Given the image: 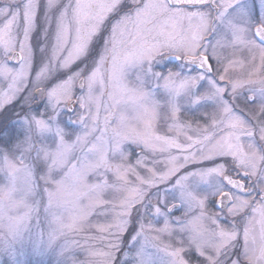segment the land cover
<instances>
[{"label":"rangeland","instance_id":"rangeland-1","mask_svg":"<svg viewBox=\"0 0 264 264\" xmlns=\"http://www.w3.org/2000/svg\"><path fill=\"white\" fill-rule=\"evenodd\" d=\"M91 1L96 0L86 3ZM100 1L97 12L79 16L78 22L73 14L78 0H64L71 5L73 38L77 27H88L91 14L105 11L106 0ZM144 3L132 22L122 26L120 44L107 54L91 95L77 80L71 98L61 94L58 106L32 112L31 120L20 126L21 134L0 145V264H114L133 223L140 243L159 251L158 264H172L170 252L180 247L215 256L224 243L221 232L231 229L232 220L242 228L252 210L264 204V119L248 123L242 110L235 109L258 105L256 113L264 111V46L248 26L238 28V35L231 27L235 18L247 15L235 13L226 33L211 45L213 64L221 72L211 75L184 63L185 68L177 69L180 79L192 83L165 93L162 81L161 87L141 85L135 65L118 67V57L149 43L165 27L178 32L195 53L206 33L200 27L206 24L197 20L190 25L186 13L171 11L162 0ZM5 61L0 50V88L14 81L21 89L29 81L47 85L28 67L27 51L20 65ZM75 70L73 66L66 73ZM221 87L226 94L218 91ZM81 96H86L83 108ZM41 100L48 103L39 95L22 100L16 111L34 108ZM70 101L75 111L68 113ZM200 103L205 105L200 107L203 122L188 116L189 105ZM212 157L230 159L229 171L247 174V192L233 186L236 191L230 194L235 215L229 214V204L216 208V197L207 195V178L187 180L189 171L209 172ZM217 184L228 190L221 175H211V187ZM158 202L162 208L178 203L179 210L162 211ZM251 227L256 247L264 248V218L256 216Z\"/></svg>","mask_w":264,"mask_h":264},{"label":"snow or ice","instance_id":"snow-or-ice-1","mask_svg":"<svg viewBox=\"0 0 264 264\" xmlns=\"http://www.w3.org/2000/svg\"><path fill=\"white\" fill-rule=\"evenodd\" d=\"M162 2L170 10L186 13V19L190 23L197 19L201 12L210 9L213 4V0H162ZM70 6L68 3L61 5L60 0H43V2L0 0V50L5 54V62L9 66L20 65L25 61V51H27L28 67L35 73L36 80L48 82L43 88L31 81L24 84L22 89L15 81L6 88H0V144L7 146L12 143L21 134L20 126L31 120L32 112H39L41 108L52 105L58 106L62 102L61 94L71 98L77 80L82 90L87 89L86 96L91 95L107 54L115 53L120 44L118 35L122 34V26L131 23L133 14L138 15L137 10L145 7V3L144 0H113L111 6L104 12L91 15L86 29L81 31L77 27L75 38L71 35L68 21ZM232 7L238 13H258L259 20L264 21V5L261 4V0H256L255 5L251 0H238V3ZM80 10L81 5L78 0L73 9L78 22ZM209 15H211L210 11ZM182 45L183 39L178 32L170 31L166 27L162 28L151 37L149 43L119 56L118 67L134 64L137 81L141 85L147 86L155 82L157 87H161L162 81L165 93L178 85L188 87L192 81L181 80L182 74L177 71L178 67L182 66L183 62L200 66L206 60L210 70L213 58L208 55L207 50H203V58H201V48H197L193 53L187 49L181 50ZM97 49L100 51L97 52ZM37 52L40 56L36 55ZM73 66L76 70L67 74L66 70ZM56 73L60 75L57 76ZM196 87L199 90L202 84ZM218 91L225 93L223 87ZM152 94L157 96L155 90H152ZM37 95L44 97L48 103L45 104L44 100H41L34 108L29 105L27 110L16 111L22 100H34ZM86 96L79 98L81 108L84 107ZM163 98L167 100V96ZM65 111L71 113L75 108L68 107ZM230 162V159L224 157H212L210 158L212 167L209 172L189 171L187 180L190 182L196 176L201 180L207 178L210 187L207 195L216 197V208L223 209L228 203L229 214L235 215L233 213L235 205L229 199L230 192L219 184L215 188L211 187V175H225ZM220 168L223 169V173L219 172ZM157 208L171 213L178 211L179 205L162 208L158 202ZM252 211L253 217L247 218L242 228L238 227L233 219L231 229L221 232L224 243L215 256L204 254L193 247H180L170 252V256L174 258L172 264H200L201 260L209 264H264V248L256 247V239L251 227L256 216L264 218V204ZM137 233V225L133 223L126 230L123 246L120 247V258L114 261V264H158L159 251H153L147 244H141ZM192 255L198 259L190 261L187 257Z\"/></svg>","mask_w":264,"mask_h":264},{"label":"flooded vegetation","instance_id":"flooded-vegetation-1","mask_svg":"<svg viewBox=\"0 0 264 264\" xmlns=\"http://www.w3.org/2000/svg\"><path fill=\"white\" fill-rule=\"evenodd\" d=\"M87 1L88 0H83V2L81 4L80 16L85 15L88 12H93V10L97 12L98 8L102 7L101 1L98 4H97V0L91 1V2H89V4L86 3ZM41 2H43V0H41ZM92 2H94V3H92ZM112 2H113V0H106L105 10L111 6ZM251 2L253 5L256 4V0H251ZM63 3H65L64 0H60V4L63 5ZM235 3H238V0H232V1L224 2V3H223V0H213V4H212L210 9H206L203 12H201L199 14V17L197 19L193 20L191 23L188 22V23H190V25H192L193 23H196L197 20H199L200 22L206 24L205 25L206 27L205 26L200 27L202 30V33H203L204 29L206 30L205 31L206 33L203 34V36H202V39H201L202 41H200V43L198 44L199 45L198 48H201V58L203 57V50H207L208 55L211 56V54H212L211 45L215 44L216 41H218L221 38L222 34L226 33V28H224L225 25L228 24L231 26L230 19L234 18L233 17L234 14L237 13V11L235 9H232V6ZM261 4L264 5V0H261ZM230 9H232V10L230 11ZM172 10H174V9H171V11ZM209 11L211 12V15H209ZM246 15H247V17L243 18V19H239V18H235V20L233 19L234 25L231 26L232 31L234 28L233 34L238 35L239 33L236 34V31L238 28H245L246 29L248 26L250 29V34H251L252 38H254V40H256L261 46H264V44L261 43L257 39V37L255 36V29L256 28H260V30H262L264 32V21L259 20L258 13L257 14H246ZM157 18H159V17H157ZM184 19H186V17ZM184 21L185 22H183V23H186V20H184ZM198 31H199V29H198ZM206 41H211V43L208 44L204 48L203 46L206 43ZM34 43H36V41H34ZM184 49H188V48L183 45L181 50H184ZM17 50L19 51L18 47H17ZM196 50H197V48L195 49V51ZM18 51H17V53H18ZM99 51H100V49H97V52H99ZM39 54H40L39 52L36 53V55H39ZM165 55H167V52ZM77 62L79 63V61H77ZM89 63H91V61H89ZM184 63H187V62H183L182 66H180V68H182V69L185 68ZM191 65L194 68L203 70V72H207L208 74H211V75H214V73H215V72H213L214 70L216 72L222 71V69L219 68L218 64L215 65L213 63H212V67L210 70L205 68L204 64L200 65V66H197L196 64H191ZM82 67H83V65H82ZM202 67L205 69H203ZM46 82H47V80H46ZM46 82H44L43 84H45ZM248 98H249V101H252V95H249ZM235 99L238 100L237 98H235ZM235 103H236V105L240 104V102H239V104H238V102H235ZM241 103H244V102H241ZM206 104H208V103H206ZM240 106L241 107L237 106L235 109H238L240 111L242 110L241 113L246 117V119L248 120V123H251L253 120L255 122H257V121L262 122L263 121L262 119H264V111L259 112V114L256 113V111L259 110L257 107L258 105L253 106V107L251 105L249 110L244 109L243 108L244 105H240ZM200 107H205V105L200 103V104H197L195 108L193 106L189 105V107H188V109H189L188 114L189 115L188 116L193 115L192 116L193 120L196 119V120H201L203 122V121H205V119L203 120V118L200 115V113H201ZM254 128H256V125L253 126L251 128V130L253 131ZM246 177H247V174H245L243 176L242 171L238 172V173H234V172L227 170V173L225 175H221V179H222L223 183L228 187V191L230 192V194H231L232 190L236 191V188L233 187L231 182L227 181V183H225V180H229V181L235 180V182H234L235 187L236 186L240 187L239 189H241L242 192L246 193L247 192L246 184L248 183V181L246 180ZM230 185H231V187H230Z\"/></svg>","mask_w":264,"mask_h":264},{"label":"water","instance_id":"water-1","mask_svg":"<svg viewBox=\"0 0 264 264\" xmlns=\"http://www.w3.org/2000/svg\"><path fill=\"white\" fill-rule=\"evenodd\" d=\"M255 36L256 37H259V41L261 42V43H263L264 44V32L262 31V30H260V28H256L255 29ZM203 58V57H202ZM204 67L205 68H207V69H209L208 68V66H207V61L205 60V62H204ZM71 103H72V101H70L69 103H68V105H67V108L68 107H71ZM228 182H231V184L233 185V186H235V184H234V182H235V180H227ZM237 187V186H236ZM237 188H240V187H237ZM229 199L231 200V197L229 196ZM228 203H226L225 204V206L227 205ZM174 205H179L178 203H175V204H173V205H171L169 208H171V207H173Z\"/></svg>","mask_w":264,"mask_h":264},{"label":"trees","instance_id":"trees-1","mask_svg":"<svg viewBox=\"0 0 264 264\" xmlns=\"http://www.w3.org/2000/svg\"><path fill=\"white\" fill-rule=\"evenodd\" d=\"M77 63H78V62H77ZM18 107H19V105H18ZM18 107H17V109H18ZM24 108H25V106H24ZM24 108H23V109H24ZM17 109H16V110H17ZM15 139H16V138H15ZM0 145H1V146H6V145H3V144H0Z\"/></svg>","mask_w":264,"mask_h":264}]
</instances>
